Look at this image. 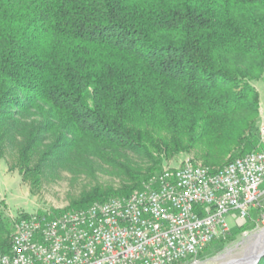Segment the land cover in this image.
Listing matches in <instances>:
<instances>
[{"label":"trees","instance_id":"16d2710c","mask_svg":"<svg viewBox=\"0 0 264 264\" xmlns=\"http://www.w3.org/2000/svg\"><path fill=\"white\" fill-rule=\"evenodd\" d=\"M259 79L264 0H0V157L32 190L120 181L71 208L140 189L163 154L220 167L257 148ZM10 238L0 213V251Z\"/></svg>","mask_w":264,"mask_h":264},{"label":"built area","instance_id":"2783aa9c","mask_svg":"<svg viewBox=\"0 0 264 264\" xmlns=\"http://www.w3.org/2000/svg\"><path fill=\"white\" fill-rule=\"evenodd\" d=\"M259 146L220 167L192 158L162 167L128 195L14 222L0 264H179L229 235V221L264 224V116Z\"/></svg>","mask_w":264,"mask_h":264},{"label":"rangeland","instance_id":"374dc122","mask_svg":"<svg viewBox=\"0 0 264 264\" xmlns=\"http://www.w3.org/2000/svg\"><path fill=\"white\" fill-rule=\"evenodd\" d=\"M252 84L259 95V115L256 120L258 126L261 116H264V81L259 79L253 81ZM242 150L239 154H243ZM236 151L233 150L231 154ZM231 154L223 159V165L234 158ZM187 157L203 164L202 161L195 159L196 150L192 149L190 152H179L168 156L163 154L159 169L178 166ZM11 162L12 160L8 158L0 157V213L8 220L11 234L14 222L26 214L58 215L66 210L79 209L70 207L72 198L94 181L84 174L73 176L67 171H61L57 176L42 178L40 185L32 190L29 183L23 181L17 169L10 168ZM96 181L114 187L120 185L117 178L101 171L97 173L94 182ZM229 222L231 230L228 236L206 247L194 262L187 260L179 264H235V262H240L264 231V224L258 221L257 211L251 212L250 217L245 221ZM261 245H264V240Z\"/></svg>","mask_w":264,"mask_h":264},{"label":"bare ground","instance_id":"6f19581e","mask_svg":"<svg viewBox=\"0 0 264 264\" xmlns=\"http://www.w3.org/2000/svg\"><path fill=\"white\" fill-rule=\"evenodd\" d=\"M263 234L264 231L260 234V236H258L255 245L246 252L244 258L238 263L235 262V264H251L254 261L256 255L263 249V246L261 245L264 240Z\"/></svg>","mask_w":264,"mask_h":264},{"label":"water","instance_id":"95a60500","mask_svg":"<svg viewBox=\"0 0 264 264\" xmlns=\"http://www.w3.org/2000/svg\"><path fill=\"white\" fill-rule=\"evenodd\" d=\"M263 237H264V234H263ZM262 257H264V245H263L262 251H260V253L256 255L252 264H256Z\"/></svg>","mask_w":264,"mask_h":264}]
</instances>
